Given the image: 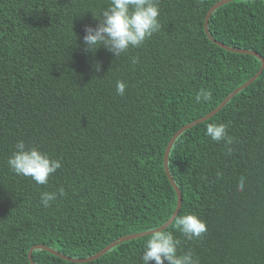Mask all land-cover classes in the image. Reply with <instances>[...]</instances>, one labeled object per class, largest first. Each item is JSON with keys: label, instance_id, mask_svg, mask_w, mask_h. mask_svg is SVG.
I'll return each instance as SVG.
<instances>
[{"label": "trees", "instance_id": "obj_1", "mask_svg": "<svg viewBox=\"0 0 264 264\" xmlns=\"http://www.w3.org/2000/svg\"><path fill=\"white\" fill-rule=\"evenodd\" d=\"M216 1L158 0L160 30L117 59L104 47L85 52L83 44L85 26L97 25L94 15L109 0H0V264H31L28 251L36 244L86 258L165 223L176 206L163 168L171 136L258 71L173 141L167 166L181 206L162 230L173 232L178 254L192 252L200 264H264V0L227 2L207 23L215 41L254 51L262 61L207 37L204 19ZM121 80L123 96L116 93ZM201 89L212 90L211 102L195 103ZM209 123L227 124L230 142L207 137ZM18 140L62 162L47 184L9 168ZM45 191L57 192L51 207L41 204ZM190 213L206 222L201 238L175 227ZM151 234L84 263L43 249L30 258L142 264Z\"/></svg>", "mask_w": 264, "mask_h": 264}, {"label": "clouds", "instance_id": "obj_2", "mask_svg": "<svg viewBox=\"0 0 264 264\" xmlns=\"http://www.w3.org/2000/svg\"><path fill=\"white\" fill-rule=\"evenodd\" d=\"M159 14L158 0H109L99 16L94 15L98 19L97 25L85 26V52L95 53L98 48L104 47L112 56L120 58L130 49L141 47L160 30ZM132 62L138 61L133 58ZM93 66L96 71H100L101 65L98 61H94ZM126 87L124 81H117L116 93L123 96ZM194 99L196 104H207L213 100V92L210 89H201ZM227 129L228 125L225 123H209L205 134L217 143L230 142ZM7 164L15 174L31 177L39 185L47 184L49 178L62 167L59 159L52 158L35 146H26L23 140L16 142L15 151L8 158ZM237 187L239 191L244 190V177L240 178ZM58 192L60 196L64 195L63 188ZM56 198L57 192H42L41 204L51 207ZM175 227L188 239L201 238L207 231L206 222L194 213L179 216ZM178 245L179 241L173 232L154 231L145 242L142 264H200L199 258L192 252L178 254Z\"/></svg>", "mask_w": 264, "mask_h": 264}, {"label": "water", "instance_id": "obj_3", "mask_svg": "<svg viewBox=\"0 0 264 264\" xmlns=\"http://www.w3.org/2000/svg\"><path fill=\"white\" fill-rule=\"evenodd\" d=\"M232 0H218L216 1L215 3H213L209 9L207 10L206 12V15H205V19H204V32L205 34L207 35V37L212 41L214 42L215 44H217L218 46L224 48L225 50L227 51H231V52H235V53H245V54H252L254 56H257L258 58L261 59V57L259 56V54L255 53L254 51H250V50H246V49H236V48H232V47H229V46H226L225 44L221 43V42H218V41H215L213 38L210 37L209 33H208V30H207V23H208V18L210 17L211 13L218 7H220L221 5L227 3V2H230ZM262 61V59H261ZM260 73V71H258L255 75H253L249 80H247L246 82H244L240 87H237L235 88L234 90H232L228 95H226L224 97V99L215 107V109L211 110L210 112H208L206 115H203L202 117L200 118H197L185 125H183L182 127H180L179 129H177V131H175V133L171 136L170 140L168 141L167 143V146H166V149L164 151V155H163V168H164V171L167 175V178L169 180V182L171 183L174 191H175V194H176V206L171 214V216L168 218V220L163 223L162 225H160L159 227H156L154 229H151V230H147V231H144V232H138V233H134V234H129V235H125V236H122V237H119L118 239L112 241L111 243H109L107 246H105L104 248H102L101 250H99L98 252H96L94 255L92 256H89V257H86V258H81V259H76V258H71V257H68V256H65L61 253H59L58 251L48 247V246H45V245H42V244H36V245H33L29 251H28V260L31 264H33V262L31 261V251L33 249H43V250H46L50 253H52L53 255L55 256H58L64 260H67V261H72V262H75V263H84V262H88V261H91V260H94V259H97L99 258L100 256H102L106 251H108L110 248H112L113 246H115L117 243L119 242H123V241H126V240H130V239H133V238H138L140 236H143V235H146V234H149V233H153L154 231L156 230H162V229H165L172 221L173 219L175 218V216L177 215L178 213V210L181 206V193L179 191V189L177 188V186L175 185L174 181L172 180L171 176L169 175V172H168V167H167V158H168V153H169V150H170V147L173 143V141L175 140V138L180 134L182 133L184 130L200 123V122H203L204 120L208 119L209 117H211L215 112H217L218 110H220L226 103L227 101L239 90V88L243 87V86H246L247 84H249L250 82H252L255 77Z\"/></svg>", "mask_w": 264, "mask_h": 264}]
</instances>
